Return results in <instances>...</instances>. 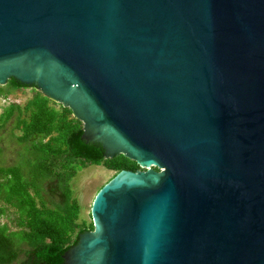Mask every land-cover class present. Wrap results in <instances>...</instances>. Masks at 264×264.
Here are the masks:
<instances>
[{
  "label": "water",
  "instance_id": "95a60500",
  "mask_svg": "<svg viewBox=\"0 0 264 264\" xmlns=\"http://www.w3.org/2000/svg\"><path fill=\"white\" fill-rule=\"evenodd\" d=\"M10 80L140 168L64 264H264V0H0Z\"/></svg>",
  "mask_w": 264,
  "mask_h": 264
},
{
  "label": "trees",
  "instance_id": "16d2710c",
  "mask_svg": "<svg viewBox=\"0 0 264 264\" xmlns=\"http://www.w3.org/2000/svg\"><path fill=\"white\" fill-rule=\"evenodd\" d=\"M24 89L30 88L11 80L0 88V96ZM33 89L25 106L11 104L0 116V129L14 119L21 131L18 140L29 153L19 165L0 168V216L6 209L18 216L16 231L0 223V264H64L78 236L93 230L92 222H79L81 208L71 180L89 165L114 171V177L140 169L123 155L104 159L100 145L82 140V123L72 112Z\"/></svg>",
  "mask_w": 264,
  "mask_h": 264
},
{
  "label": "rangeland",
  "instance_id": "374dc122",
  "mask_svg": "<svg viewBox=\"0 0 264 264\" xmlns=\"http://www.w3.org/2000/svg\"><path fill=\"white\" fill-rule=\"evenodd\" d=\"M2 88V87H0ZM35 94L34 89H24L18 92H13L7 98L0 96V116L4 109L11 104L25 106ZM14 119L6 123L0 129V168L13 165H19L29 153L26 151V144L20 143L18 135L21 131L14 127ZM114 171H109L102 166H87L85 169L79 171L71 180L70 187L72 196L78 201L80 205L79 222H92L90 217V209L94 197L97 192L113 179ZM48 200V197L47 199ZM57 199H55L56 201ZM49 201V200H48ZM2 206V204H0ZM7 216V217H6ZM17 213L13 209L7 210L5 216H0V223H8L12 231H16ZM23 260V256L20 258ZM16 264H20L19 262Z\"/></svg>",
  "mask_w": 264,
  "mask_h": 264
},
{
  "label": "flooded vegetation",
  "instance_id": "af4514ba",
  "mask_svg": "<svg viewBox=\"0 0 264 264\" xmlns=\"http://www.w3.org/2000/svg\"><path fill=\"white\" fill-rule=\"evenodd\" d=\"M11 81V80H10ZM8 84V83H7Z\"/></svg>",
  "mask_w": 264,
  "mask_h": 264
}]
</instances>
